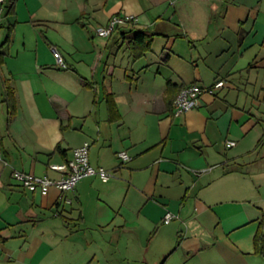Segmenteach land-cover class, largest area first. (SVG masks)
Wrapping results in <instances>:
<instances>
[{"label":"crops","instance_id":"0c3cea01","mask_svg":"<svg viewBox=\"0 0 264 264\" xmlns=\"http://www.w3.org/2000/svg\"><path fill=\"white\" fill-rule=\"evenodd\" d=\"M114 14L136 21L96 36ZM216 79L224 87L173 115L181 87ZM84 142L90 164L117 178L84 177L72 192L52 186L43 195L11 175L56 179L48 165ZM263 166L264 0H15L4 11L0 264H113L108 245L120 244L138 264H173L176 254L181 264H264L254 252L264 172L250 174ZM166 210L177 218L163 224ZM159 227L179 240L149 258L141 242Z\"/></svg>","mask_w":264,"mask_h":264},{"label":"built area","instance_id":"2783aa9c","mask_svg":"<svg viewBox=\"0 0 264 264\" xmlns=\"http://www.w3.org/2000/svg\"><path fill=\"white\" fill-rule=\"evenodd\" d=\"M5 11V0H0V22ZM136 18L133 15L114 14L106 24L94 27V34L98 37L108 39L119 27L134 24ZM56 64L64 67L60 53L53 48ZM226 81L224 79H216L209 86H200L191 84L181 87L178 91L173 103V115L179 116L187 111L196 108L200 104L202 94H212L216 89L224 87ZM235 142L232 140L226 141V147H232ZM89 143L84 142L80 147L73 150L72 157L62 163L49 164L48 167L59 174L58 178L51 179L48 177H39L31 173L23 171H12L13 179L24 189L31 192H40L45 195L48 189L52 186L57 187L61 192H72L79 180L84 177L97 176L102 182H107L111 177V173L103 167H94L88 159ZM118 158L127 162L130 157L125 151L117 153ZM70 203L69 199H65ZM177 215L169 210H166L162 217V223L168 224Z\"/></svg>","mask_w":264,"mask_h":264},{"label":"rangeland","instance_id":"374dc122","mask_svg":"<svg viewBox=\"0 0 264 264\" xmlns=\"http://www.w3.org/2000/svg\"><path fill=\"white\" fill-rule=\"evenodd\" d=\"M4 30L5 29H3L2 30V34L4 33ZM110 173H111V175H112V178H117L118 176L117 175H115V174H112V171H109ZM258 172H264V166L262 167V168H258V169H256V170H253V171H251V175L253 176V175H255L256 176V174L258 173ZM111 178V179H112ZM258 182V185H257V187H256V189H258V190H260V188H261V192H262V195L264 196V176L259 180V181H257ZM171 211V210H170ZM172 212V211H171ZM172 213H174V212H172ZM175 214V213H174ZM176 215V214H175ZM163 227H165V226H163ZM160 228L161 227H159V232L158 233H156V231H155V234H154V231H152V235L150 236V237H148L147 239H148V241L145 239V240H143L142 242H141V244L145 247L146 246V244H148L149 246H148V254L146 255L147 257H151L152 256V254H153V250L155 249V248H163V249H165V250H170L171 248H173L176 244H177V240H179V238L178 239H176L175 240V242L173 243L171 240L170 241H167L168 239H167V237H165L164 236V234H163V236L161 237V234H162V232L164 231H161L160 232ZM99 238L101 239V240H105L102 244H105V248H106V246L109 244V235H102V236H99ZM173 244V245H172ZM108 250H109V252L110 253H112V258L111 257H109V259H112L113 260V264H138L137 262H135V261H133V258H131V259H129V260H125V259H123L124 258V255H122L121 256V253H123V247H122V244H120V246L119 247H114V246H111V245H108ZM121 252V253H120ZM143 252H144V250H143ZM255 252V251H254ZM178 253H180V252H178ZM145 254V253H144ZM179 254H176L175 256H172V258H170V260H169V262L171 263H173V264H181L180 263V256H178ZM259 255V254H258ZM261 256V255H260ZM262 257V256H261ZM262 258H264V257H262ZM264 260V259H263Z\"/></svg>","mask_w":264,"mask_h":264},{"label":"trees","instance_id":"16d2710c","mask_svg":"<svg viewBox=\"0 0 264 264\" xmlns=\"http://www.w3.org/2000/svg\"><path fill=\"white\" fill-rule=\"evenodd\" d=\"M14 2H15V0H5V12L6 13H9V12L12 11ZM132 36H133V39L136 42H138V43H142L144 41L143 40V35H142V33L140 31L134 32L132 34ZM8 39H9V35H7V38L4 41V43H6L8 41ZM138 43H136V44H138ZM4 99L7 102L8 108L10 109L9 110V115L11 117L13 115V110H14V107H13L14 105H13V102H12L13 94H12L11 90H6ZM105 100H106L107 105H108V110L110 112H116V105H115V102H114L112 94H106L105 95ZM55 150L56 151H60V146L56 145ZM254 251H255L256 254H259L262 257H264V218H262L260 220L258 228H257V231H256V233L254 235Z\"/></svg>","mask_w":264,"mask_h":264}]
</instances>
